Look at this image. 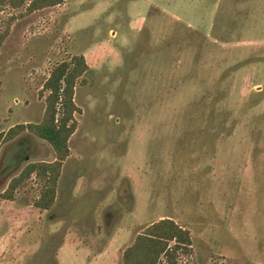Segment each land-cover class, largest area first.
<instances>
[{
	"label": "rangeland",
	"instance_id": "1",
	"mask_svg": "<svg viewBox=\"0 0 264 264\" xmlns=\"http://www.w3.org/2000/svg\"><path fill=\"white\" fill-rule=\"evenodd\" d=\"M79 54L51 206L34 205V174L2 198L27 163L54 159L18 125L40 121L49 70ZM10 128L0 264H121L162 217L190 237L177 264H264V0L0 6L2 136Z\"/></svg>",
	"mask_w": 264,
	"mask_h": 264
},
{
	"label": "trees",
	"instance_id": "2",
	"mask_svg": "<svg viewBox=\"0 0 264 264\" xmlns=\"http://www.w3.org/2000/svg\"><path fill=\"white\" fill-rule=\"evenodd\" d=\"M63 0H0V6L18 8L24 5L28 11L50 7ZM87 69L81 54L72 56L55 64L48 72L42 88L47 91L40 121L37 123L19 124L36 137L46 141L54 153L50 162L35 161L27 163L21 171L8 181L1 197L11 199L13 190L30 174L41 182L42 189L34 201L40 209H48L54 198L55 183L61 161L68 154L67 139L75 128L73 113L76 106L72 100L73 85L77 77ZM2 136L0 141L12 137V128ZM188 231L177 225L172 219L162 217L145 225L136 234L132 243L121 253V264H156L163 259L166 264H177L178 252L189 249Z\"/></svg>",
	"mask_w": 264,
	"mask_h": 264
},
{
	"label": "crops",
	"instance_id": "3",
	"mask_svg": "<svg viewBox=\"0 0 264 264\" xmlns=\"http://www.w3.org/2000/svg\"><path fill=\"white\" fill-rule=\"evenodd\" d=\"M78 15V14H77ZM77 15H74L70 18L71 22L76 18ZM136 23L138 24L139 21H136ZM133 28L130 26V22L128 23V26L126 27V30H128L129 32L132 30Z\"/></svg>",
	"mask_w": 264,
	"mask_h": 264
}]
</instances>
